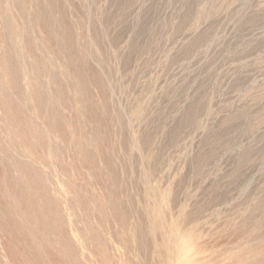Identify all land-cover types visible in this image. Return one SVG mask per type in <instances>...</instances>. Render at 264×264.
I'll return each instance as SVG.
<instances>
[{"label":"rangeland","instance_id":"obj_1","mask_svg":"<svg viewBox=\"0 0 264 264\" xmlns=\"http://www.w3.org/2000/svg\"><path fill=\"white\" fill-rule=\"evenodd\" d=\"M0 209V264H264V0H0Z\"/></svg>","mask_w":264,"mask_h":264},{"label":"bare ground","instance_id":"obj_2","mask_svg":"<svg viewBox=\"0 0 264 264\" xmlns=\"http://www.w3.org/2000/svg\"><path fill=\"white\" fill-rule=\"evenodd\" d=\"M32 168V167H31ZM4 171V170H3ZM2 172V171H1ZM6 173V172H5ZM5 180V179H4ZM6 183V182H5ZM4 183V184H5ZM14 184V183H13ZM16 186V185H15ZM4 193V192H3ZM20 193L22 194V192L20 191ZM26 194H28V193H26ZM15 195V194H14ZM20 195V194H19ZM6 196V195H5ZM8 197V196H7ZM28 197V196H27ZM2 198V197H1ZM17 199V198H16ZM20 200V199H19ZM4 204V203H3ZM20 204V203H19ZM19 204H17V205H19ZM40 205V204H39ZM7 206V205H6ZM22 206V205H21ZM9 208V207H8ZM40 209V208H39ZM1 210V209H0ZM10 210V209H9ZM3 213V212H2ZM41 215H42V213H40ZM39 215V214H38ZM1 216V215H0ZM10 217H11V215H10ZM2 219V218H1ZM8 219V218H7ZM24 219V218H23ZM48 219V218H47ZM29 220V219H28ZM36 220H37V218H36ZM21 222V221H20ZM15 224V223H14ZM22 224V223H21ZM52 224V223H51ZM13 226V225H12ZM19 226V225H18ZM11 227V226H10ZM21 227V226H20ZM26 227V226H25ZM12 228V227H11ZM22 228V227H21ZM7 229V228H6ZM20 229V228H19ZM18 229V230H19ZM30 229V228H29ZM16 230V229H15ZM24 230V229H23ZM6 231V230H5ZM21 231V230H20ZM26 231H28V229L26 230ZM33 231H34V229H33ZM13 232V231H12ZM31 232V231H30ZM8 233V232H7ZM15 233V232H14ZM35 234V233H34ZM21 235V234H20ZM33 234H32V232H31V236H32ZM31 236H29V237H31ZM36 236V235H35ZM34 236V237H35ZM39 237V236H38ZM37 238V237H36ZM40 239H41V237H39ZM22 239V238H21ZM18 240V239H17ZM25 240V239H24ZM37 240H38V238H37ZM41 241H43V239L41 240ZM14 242V241H13ZM16 242V241H15ZM20 242V241H19ZM38 242V241H37ZM44 242V241H43ZM22 243H24L23 242V239H22ZM25 243H26V240H25ZM27 244V243H26ZM26 244H23V246H25ZM37 244V243H36ZM41 244H42V242H41ZM29 245H31V244H29ZM39 247V246H38ZM42 247V246H41ZM44 247V246H43ZM25 248V247H24ZM27 248V247H26ZM28 250L30 249L29 247L27 248ZM26 249V250H27ZM47 250V249H46ZM56 250H57V248H56ZM32 251V250H31ZM40 251H42V250H40ZM48 251V250H47ZM34 252V251H33ZM32 252V253H33ZM60 254H61V252H60ZM34 255V254H33ZM14 256V255H13ZM60 256V255H59ZM26 257V256H25ZM58 257V256H57ZM73 257V256H72ZM38 258V257H37ZM66 259H67V262H68V258L66 257ZM70 259H72V258H70ZM17 260V259H16ZM71 261V260H70ZM40 262H42V261H40ZM48 263H50V262H48ZM54 263V262H53ZM70 263V262H69ZM75 264V263H74ZM76 264H77V262H76Z\"/></svg>","mask_w":264,"mask_h":264}]
</instances>
